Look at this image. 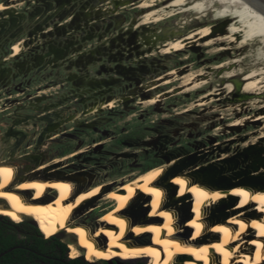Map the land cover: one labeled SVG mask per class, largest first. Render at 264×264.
Segmentation results:
<instances>
[{"label": "rangeland", "instance_id": "obj_1", "mask_svg": "<svg viewBox=\"0 0 264 264\" xmlns=\"http://www.w3.org/2000/svg\"><path fill=\"white\" fill-rule=\"evenodd\" d=\"M143 1L151 0H71L68 4L71 6L70 12L65 13L61 21L64 24L71 23L78 15L76 11L83 9L82 19L97 28L94 29L92 38L86 40V44L82 47L84 52L104 47L106 57L101 55L103 58L100 56L101 59L95 61V63L100 61L98 64L87 66L89 76L110 79L109 74L118 73V69L139 67L149 69L143 70L145 74L143 73L142 83L144 89H149L152 95H159V100L154 105H150L147 101L143 102L140 94H137L133 96V101L127 107L117 104L113 109L99 114L92 112L82 117L84 106L76 104L74 89L71 87L74 83L70 82L67 71L50 67L39 73L32 71L28 75H18L11 83L0 85V149L4 146L1 136L6 131L5 125L12 124L13 116H17L15 115L17 112L21 113L18 117L29 112L33 113L31 109L33 103L43 106L74 95L72 99L61 103L57 108L62 109L65 116L71 114L74 116L72 121L66 122L59 130L50 131L48 135L56 134V137L46 138L42 146L36 145L37 135L44 125V122H39L38 130L34 128L29 130V139L22 150L16 151L13 156H9L6 151L1 152L0 160L18 166V173L22 178L37 171L42 174L54 172L66 175L77 187H90L103 183L105 188L112 189L140 172L161 164H165L164 167L170 173L182 170L190 173L194 179L214 186H230L238 181L252 186L264 184V118L259 121L254 120L260 114L264 115V87L258 91L243 93L242 70L247 71L250 61H234L243 56L242 51L231 49L225 54L216 50L220 47L218 40H215L219 35L217 30L226 20L219 13H212L204 22L190 20L189 24H185V20L188 21L195 15L194 12H189L178 14L161 23L145 24L150 31L155 30L156 33H159L162 27L171 25L178 32L175 34L176 37L186 35L207 23L216 30L213 44L205 45V40L196 39L198 41L193 40L186 50L164 54L162 47L169 38L160 39L156 42V46L134 41L139 35L146 33V30L139 26L145 21L147 10L139 6ZM164 1L166 0H155L157 3ZM124 2L125 4H122ZM0 3L7 5L8 9L15 8L17 12L26 14V8L28 12H33L41 2L40 0H0ZM53 12L55 9L40 13L31 20L28 18L27 21L30 20V23L26 25V29L45 21L48 25L43 32L49 34L58 23L56 16L54 20L49 17ZM5 17L7 15H2L0 11V20ZM22 23H25V19ZM70 29L66 35L73 36L76 41H82L86 36V30L82 27L74 31ZM40 33L35 41L37 45L35 52L43 54L48 50V45L44 43ZM27 35L24 33L5 45L7 52L0 51V61L7 60L11 51L9 47ZM74 56L76 57V54L70 55L69 58ZM225 62L227 64L223 67H217ZM8 64L7 62L5 66ZM102 65L106 69L97 74ZM71 72L79 74L75 68H72ZM191 75H196V78L188 81ZM120 77L121 75L118 74L115 78ZM202 81L206 83L194 88ZM119 84L90 87L96 91L95 98L89 104L90 107L111 94L114 95L115 102L121 100L125 92L124 86ZM127 84L133 83L124 82V85ZM230 85L234 89L232 87L230 89ZM107 89L110 92L105 91ZM76 90L78 94L86 95L89 88L81 85ZM39 98L41 100L36 102ZM22 106L23 108H19ZM77 120L80 121L79 125ZM88 121L90 123L87 126L84 122ZM236 122L238 123L234 124ZM10 141L14 142V139ZM28 144H31L29 149L26 148ZM25 148L27 152L36 156L25 155ZM192 155H194L192 158L181 161ZM41 166L43 167L38 169ZM171 190H175L172 185L166 187L168 200L172 196ZM99 197L98 200V197L95 198V205L89 206L95 209L77 220L86 223L91 230L97 229L96 226H92L94 214L102 207H106L101 218L113 205L106 195ZM148 198L138 197L129 205L128 211L132 219H138L146 213L142 205L149 200ZM234 205L235 201H229L227 204L223 202L209 207L208 224H212L211 219L222 213L230 216L231 213L226 210ZM186 211L187 209L179 210L181 215L179 220L186 219L184 216ZM101 224L98 223L97 227L99 228ZM108 234L107 231H100L98 242L107 244V241L113 238ZM61 239L69 245L76 240L71 234H65ZM78 251V256L86 257L83 247H78ZM71 254L72 257L75 255V253ZM87 257L96 262L104 259L93 260L90 256ZM115 259L127 261L122 258ZM138 261L140 260L132 262ZM148 261L141 262L147 264Z\"/></svg>", "mask_w": 264, "mask_h": 264}, {"label": "bare ground", "instance_id": "obj_2", "mask_svg": "<svg viewBox=\"0 0 264 264\" xmlns=\"http://www.w3.org/2000/svg\"><path fill=\"white\" fill-rule=\"evenodd\" d=\"M66 1L59 2L60 7ZM55 6H58L56 2ZM139 6L147 9L145 21L139 25L146 33L139 35L134 41L156 46L160 39L169 38L162 47L164 54L186 50L196 39L205 40V45L213 44L216 30L211 24L202 23L203 25L196 30L176 37L175 34L178 32L171 25L162 27V30L156 33L155 30L150 31L145 24L161 23L178 14L189 12H194L195 15L188 21L185 20V24H189L190 20L204 22L207 16L219 13L226 21L217 30L219 35L215 40H218L220 47L216 50L225 54L231 49L242 51L243 56L234 61H250L247 71L242 70L243 93L258 91L264 87V13L249 1L166 0L157 3L151 0L143 1ZM14 10L0 3V11L11 14L7 26L11 29L22 25L24 19L26 22L28 18L34 16L31 15L32 12H28L29 16L21 17ZM2 23L0 21V25ZM2 30L6 31L5 28ZM32 33L16 41L17 51L10 54L6 61L17 58L34 47L33 43L38 34ZM58 35V28L54 26L48 34V39ZM59 56H55L56 60L64 58ZM100 56L101 54H98L95 58L100 59ZM225 64L227 63L219 64L217 67L221 68ZM195 76L188 77V81L196 78ZM111 83L110 80L104 79L101 82H94L93 86H108ZM205 83L206 81L197 83L194 88H199ZM231 87L230 85V89ZM124 92L121 100L115 102L114 95L111 94L84 111L82 117L92 112L99 114L113 109L117 104L127 107L137 94H140L143 102L147 101L150 105L159 100V95H152L149 89H144L143 84ZM210 93L209 91L208 94ZM262 118L264 115L260 114L254 120L259 121ZM164 165L150 167L112 189L105 190V184L97 183L76 192L77 186L64 174L54 172L42 174L37 171L22 178L18 173V166L0 160V212L11 214L17 221H22L24 216L30 217L36 226L49 236L66 230L67 234L73 235L76 239L74 243L68 245L77 252L78 247H83L85 255L93 260L100 258H105L106 261L115 258L129 261L149 260L147 264H264V184L252 186L238 181L230 187L214 186L196 180L190 173L182 170L170 173ZM170 185L175 190L168 200L166 187ZM101 195H106L113 205L107 210L106 215L101 217L100 221L103 224L99 228L91 230L86 223L71 222L79 208ZM138 197H147L149 200L142 205L146 213L134 220L128 209ZM229 201H235V205L226 210L231 215L222 213L211 219L212 224L209 225L207 209L215 204L223 202L227 204ZM182 209H187L184 221L179 220L181 217L179 210ZM100 231H107L113 238L107 241V244L99 243Z\"/></svg>", "mask_w": 264, "mask_h": 264}, {"label": "flooded vegetation", "instance_id": "obj_3", "mask_svg": "<svg viewBox=\"0 0 264 264\" xmlns=\"http://www.w3.org/2000/svg\"><path fill=\"white\" fill-rule=\"evenodd\" d=\"M50 1L51 2L52 1L54 2L55 1L58 6H55V3L53 5L52 3H50ZM62 1L63 0H48V1L47 0H40V2L42 4L41 3H40V5L38 4L35 7V10L32 12L31 15L32 16L33 15L35 16L37 13L38 14L39 13H42L43 14V13H46V11L47 12L51 11L53 8L56 9V10H58L57 11L58 13H55V15L57 16L56 18H57L58 23L56 25H54V26H57L59 35L58 36H52L51 38L48 39L49 36H48V34L46 35V32H44V34H42L43 32L40 31L41 32L40 33L38 31V32H36V34H39V33L42 34L41 38L44 40V43L48 45V47L50 48L51 51H53L54 53H56L57 57L60 55V56H64V58L65 57L68 58V56H70L72 54H76L77 55L76 58H74V59H72V58L71 59H67L66 61H63V62H66V63H63L62 61H59L61 59L56 60V58H55L56 55L53 53V56H52L53 58L50 57V58L46 59V58H44V56L41 53L35 52V49L37 48V45L35 44V41H36L35 40L34 43H33V46L34 47H32V49L29 50L30 53L29 52H25V53H23V55H20L17 58H14V59L9 60V61H6V60L0 61V85H6L8 83H11L12 82V79H14V77H16L18 75H28L32 71H36L37 73H39L43 69L49 67L50 64H51L50 67H59L60 65H64L65 69H66V67L68 68V70H65V71H67V74H69L70 80H73L71 82L74 83L73 84L74 86L72 85V87L74 89L73 92H74V94L76 96L74 98H75V100H77L76 104H82L84 106V108H83V112H84L88 108H91L89 104H90L91 100L95 98V94L94 93H96V91H94L90 87H94L93 86L94 85V82H99V81L101 82L104 79H106V78H95V77L88 76L89 74L87 72V66L89 65V63L91 64V62L92 63H94L95 61L97 62L98 60L101 59L102 56L104 57L106 55V50H105V48H100L98 50L99 52L98 51H95V52L90 51V52L85 53L84 52V47H82V49H79V48H81L80 46H82L83 44L84 45L86 44V40L92 38L93 33H94V29H97V28L95 26H92V24L88 23L87 21H85V19H82L84 17V14L82 13V10L83 9H78L76 11V13L78 15L75 16V18L72 19L71 23H69L67 25H65L64 23H62L61 19L64 17L65 13H69L70 12L71 6L68 5V4H69V2L71 0H69V1L68 0L67 1L65 0L66 3L62 7H60L59 4ZM72 1H74V0H72ZM43 5H45V6H43ZM90 16H92V14H90ZM30 20H31V18H30ZM29 21L26 20V22L25 23H22V25H19V26L15 27V28H12V29L9 28V27H6L5 28L6 31L5 30L3 31L0 28V51H3L4 53L7 52V50L5 48V45L9 44V42L11 40L16 39L17 37L21 36L24 33H26V34L29 35L31 32L37 31L36 29L38 27H40V25H42V22L40 23V25H38V23H37L32 28H29V30H26V28H27L26 25L28 23H30ZM82 22H83V24H81ZM66 26H67V28H66ZM78 27H82V28H84L86 30V36L83 37V40L82 41H76L73 36L67 37V35L65 33L70 28L72 29V30L70 29V31H74ZM68 39H70V40H68ZM15 44H16V42L11 45L12 47H9V48H11V51H12V52L9 51V55L17 51V49L15 48ZM98 54H101L102 55L100 57V59H96L95 58L96 55H98ZM7 62L9 64H8V66H5V64ZM72 68H75L77 71L79 70L78 71L79 74L77 75V73L71 72L72 71ZM123 69H118L117 70L118 73H114L115 75L114 74H111V73L110 74L108 73L109 74L108 77L111 78V79H106V80H110L114 84L120 83L119 84L120 86H124V91H125L126 88L129 89V90H133L137 85H142L143 84L142 83V80L144 78V77H142L143 76L142 73H144L143 70L144 71H148L149 70V69H144V68L141 69V67L136 68V69H134V68H130V69L123 68ZM101 71H103V67H102V69H100L99 72H101ZM99 72H98V74H99ZM118 74L121 75V77L120 78H115L116 75H118ZM82 79H84V80H82ZM124 82H128V83L132 82L134 85L133 84L124 85ZM81 85L82 86L83 85L88 86L89 91L86 93V95H81V94H78L77 93V90L76 89H78V87L81 86ZM102 86H105V85H102ZM105 91L110 92L109 89H107ZM71 96H74V95H71ZM39 100H41V99L40 98L37 99L36 102H39ZM78 100H79V103H78ZM80 100H82V102H80ZM44 106H46V105H43V106L42 105H37V106L34 105L33 107H31V109L32 108L33 109H42V111L40 110L38 113H36V112L33 111V113L32 112H29L27 114H23V116H21V117H18V115L19 116L21 115L20 112L15 113V115H17V116H13L14 119L11 122L13 125L12 124L11 125H8V124L5 125V127H7L6 128V131L1 136V140L3 141L4 146L2 147V149H0V154H2L1 152H5L6 151L7 153H9V156H13L16 153V151L22 150L24 144L29 139V130L31 128H34L35 130H38L40 128L39 126H40V123L41 122H44V125L41 126L40 132L37 135V141H36L37 142V144H36L37 146L38 145L39 146H42V143L45 142V139L46 138L56 137V134L49 136L48 133L50 131L59 130V128L62 127L66 122H68L69 120H71V121L73 120L72 118H73L74 114H71L70 116H67V115L65 116L64 115V111L62 109H57L58 107L55 108V109H53V110L51 109L49 111V112H55V116L53 117V119H52V121L50 123H48L47 121L39 120L38 117L45 115L46 112H47V111H43ZM19 108H23V106L22 107H19ZM27 108H30V107H27ZM6 109H8V107ZM74 109H75V107H74ZM34 115L36 117H34ZM77 123L79 125L80 124V121L77 120ZM89 123H90L89 121L88 122H84V124H89ZM15 124H19V125L18 126H15ZM71 129H73V127ZM12 139H14V142H11L10 141ZM30 145L31 144H28L26 146V148L29 149L31 147ZM26 148H25V151H24L25 152L24 153L25 155H30L31 157L36 156L34 154H31V152H27L26 151L27 150ZM30 151H32V150H30ZM85 188H87V187H85V186H83V187H77L76 192H79L80 190L85 189ZM99 198L100 197H98L97 200ZM95 200L96 199H94V200H92V201L84 204L81 208H79L74 213L71 222H78L77 220L82 215H84L87 212L95 209L94 207L93 208H90L89 207L90 205H95L94 204L95 203ZM105 210H106V207H102L101 209L98 210L99 211L98 213L94 214L92 226H96V228H98L97 227V224L98 223L101 224V222H100V219H101L100 216L103 214L102 212H104ZM31 220L32 219L30 217L24 216L21 222H25V223L31 224V222H30ZM63 233L67 234V231L64 230L57 237L61 239V236H65ZM90 262L92 264H143V262H141V261H138V262H132V261H128V260L127 261H124V260L121 261V259H114V261L107 262L105 258L103 259V261H99V262L90 261Z\"/></svg>", "mask_w": 264, "mask_h": 264}, {"label": "trees", "instance_id": "obj_4", "mask_svg": "<svg viewBox=\"0 0 264 264\" xmlns=\"http://www.w3.org/2000/svg\"><path fill=\"white\" fill-rule=\"evenodd\" d=\"M16 221L11 214L0 213V253L7 251L0 257V264H92L71 247L70 258L68 244L57 236Z\"/></svg>", "mask_w": 264, "mask_h": 264}, {"label": "water", "instance_id": "obj_5", "mask_svg": "<svg viewBox=\"0 0 264 264\" xmlns=\"http://www.w3.org/2000/svg\"><path fill=\"white\" fill-rule=\"evenodd\" d=\"M247 1H249L251 4H253L255 7H257L260 11H262L263 13H264V0H247ZM50 3H52L53 5H54V3L55 2H50ZM28 4V3H27ZM43 6H45V5H43ZM15 9V8H14ZM54 9V8H53ZM52 9V10H53ZM15 12L18 14V15H20L21 17H25V16H29V14H28V11H27V8H26V14H21V13H19V12H17V10L15 9ZM47 13V12H46ZM55 13H58L57 12V10L55 9V12H53V14H50L49 15V17H51L53 20H54V16H55ZM7 15V17H5V18H3V19H1L0 21H2L3 23L0 25V27L2 28V29H4V28H6L7 26H8V23H9V20L11 19V14L9 13V12H2V15ZM42 14V13H41ZM37 15H40V13L38 14H36L34 17H36ZM44 23V25H40V23H39V25H40V27L39 28H37L36 30V32H40V31H42V30H44V28H45V26L46 25H48V23L47 22H43ZM36 32H33L32 33V35H34V34H36ZM39 35V34H38ZM38 35H37V37H38ZM100 48H98V49H96V50H92L93 52H95V51H97V50H99ZM85 53H87V52H85ZM43 56H44V58H46V59H48V58H50V57H52V55H53V52H51V50H50V48L48 47V50H46V52H44L43 54H42ZM77 56V55H76ZM75 57V56H74ZM74 57H70L69 58V56H68V58H62L61 59V61H66L67 59H74ZM76 58V57H75ZM60 61V60H59ZM100 62V61H99ZM98 62V63H99ZM98 63H96V64H98ZM106 63V62H105ZM91 64H93V63H91ZM102 67H104V65H102L100 68H99V70L97 71V74H98V72L100 71V69H102ZM47 68H50V66L49 67H47ZM52 68H62L64 71H65V67H64V65H61V66H59V67H52ZM104 69H106V68H103V70ZM44 70V69H43ZM78 72V71H77ZM99 73H101V72H99ZM78 75V74H77ZM70 78V77H69ZM96 78V77H95ZM98 78V77H97ZM70 80V79H69ZM70 82H71V80H70ZM73 84V83H72ZM72 87V86H71ZM105 87V86H104ZM73 88V87H72ZM80 97V96H79ZM73 97L72 96H69V97H65V98H62V99H60V100H58L56 103L55 102H53V103H50V104H47L46 106H44V108H43V111H47L46 112V114L45 115H43V116H39L38 117V119L39 120H42V121H47L48 123H50L51 121H52V119H53V117L55 116V112H49L51 109L53 110V109H55V108H57L61 103H63V102H66L67 100H70V99H72ZM80 102H82V100H80ZM33 106L35 105V106H37V105H39V104H37V103H33L32 104ZM32 110L34 111V112H39L40 110L42 111V109H33L32 108ZM55 111V110H54ZM33 117V116H32ZM34 117H36L35 115H34ZM89 124H87V126H88ZM194 155H192V156H187V157H185V158H183L181 161H184V160H187V159H189V158H192ZM172 175V174H171ZM233 185V184H232ZM232 185H230V186H232ZM229 186V187H230ZM105 190H106V188H105ZM174 193V191L173 190H171V192H170V195L171 194H173ZM31 222V224H33V225H35L36 226V224H35V222L33 221V220H31L30 221ZM60 235V233L59 234H56L55 236H59ZM7 252V251H6ZM6 252H2V253H0V257L1 256H3ZM107 262H111V261H107Z\"/></svg>", "mask_w": 264, "mask_h": 264}]
</instances>
